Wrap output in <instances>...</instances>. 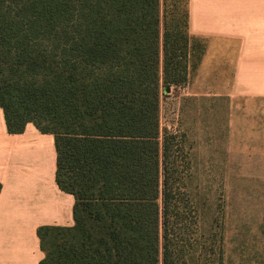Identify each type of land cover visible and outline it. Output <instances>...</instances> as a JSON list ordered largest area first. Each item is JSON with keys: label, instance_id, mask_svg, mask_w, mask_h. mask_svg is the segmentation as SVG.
Wrapping results in <instances>:
<instances>
[{"label": "trees", "instance_id": "obj_1", "mask_svg": "<svg viewBox=\"0 0 264 264\" xmlns=\"http://www.w3.org/2000/svg\"><path fill=\"white\" fill-rule=\"evenodd\" d=\"M188 4L0 0L7 131L32 122L51 133L56 183L74 197L72 225L37 227L38 264H177L183 175L174 187L175 133L161 129L160 100L204 54Z\"/></svg>", "mask_w": 264, "mask_h": 264}, {"label": "crops", "instance_id": "obj_2", "mask_svg": "<svg viewBox=\"0 0 264 264\" xmlns=\"http://www.w3.org/2000/svg\"><path fill=\"white\" fill-rule=\"evenodd\" d=\"M188 11L189 33L209 42L194 69L197 78L190 73L183 84L170 86L183 88L182 99L193 112L191 121L182 120L181 138L182 190L192 204L190 171H263L264 178V0H189ZM205 76L212 81L207 93L197 87ZM210 93L225 101L226 137L214 135L205 146L190 136L193 121L199 129L201 121V106L192 101ZM55 173L54 136L32 122L20 133L8 132L0 107V264H38L43 253L37 227L73 224L74 197L59 188Z\"/></svg>", "mask_w": 264, "mask_h": 264}, {"label": "rangeland", "instance_id": "obj_3", "mask_svg": "<svg viewBox=\"0 0 264 264\" xmlns=\"http://www.w3.org/2000/svg\"><path fill=\"white\" fill-rule=\"evenodd\" d=\"M207 42L206 39L203 40L204 53L209 43ZM196 74L195 70L191 75L194 77ZM211 82L208 76H205L199 79L197 87H200L201 92L204 86L207 93ZM182 91L181 87H169L168 91L162 93L160 100L161 129L175 133L170 155V159L174 160L172 167L176 169L170 171V182L172 181L173 186L176 183L175 177H181L184 172L181 166V138L185 134L182 120L184 118L188 123L193 119V112L188 111L191 106H187L188 103L182 99ZM194 102L201 106L198 115L201 121L200 129L197 120L193 121L190 136L200 137L201 142L206 143L205 146L213 143L214 135L216 139L221 138L223 141L226 137L225 101H215L210 93L197 97L192 101ZM214 103L216 108L221 105L223 110H214ZM184 104L186 112L182 111ZM184 146L187 150L189 145L184 143ZM193 147V157H197V141ZM199 155L202 153L199 152ZM195 167L197 161L194 163ZM190 172L192 178L187 181L186 189L190 191L192 204L187 201L186 193L180 190L182 193L180 192L173 206L175 211L181 213L182 223L180 226L179 223L173 222L170 230L173 235V232L177 231L174 236L179 253L177 264H264L263 171L196 169ZM182 183L180 179L179 184ZM170 218L174 219L173 214ZM183 223L186 229H183Z\"/></svg>", "mask_w": 264, "mask_h": 264}, {"label": "water", "instance_id": "obj_4", "mask_svg": "<svg viewBox=\"0 0 264 264\" xmlns=\"http://www.w3.org/2000/svg\"><path fill=\"white\" fill-rule=\"evenodd\" d=\"M168 90H169V87H166V88H165V91H168Z\"/></svg>", "mask_w": 264, "mask_h": 264}]
</instances>
